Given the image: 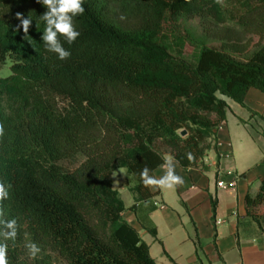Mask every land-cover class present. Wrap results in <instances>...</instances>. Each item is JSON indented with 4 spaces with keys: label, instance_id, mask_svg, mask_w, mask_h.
<instances>
[{
    "label": "trees",
    "instance_id": "trees-1",
    "mask_svg": "<svg viewBox=\"0 0 264 264\" xmlns=\"http://www.w3.org/2000/svg\"><path fill=\"white\" fill-rule=\"evenodd\" d=\"M83 6L84 14L73 18L78 39L69 45L59 37L71 52L60 60L41 39L43 4L0 0V71L12 60L11 73L0 76V182L10 186L0 207L5 220L18 224L16 240L0 237L9 264H157L124 217L131 210L157 237L150 215L155 194L141 170L147 166L153 175L161 166L160 145L184 168L199 166L217 148L229 107L224 97L245 104L251 88L264 92V0L223 6L83 0ZM18 12L32 20L26 39L17 30ZM176 24H186L184 34ZM80 156L74 170L59 164ZM118 168L127 170L135 200L129 208L114 186ZM246 201L264 230V212L256 210L264 204V179ZM216 206L214 200V213ZM29 241L41 249L35 259ZM195 242L199 255L198 234Z\"/></svg>",
    "mask_w": 264,
    "mask_h": 264
},
{
    "label": "crops",
    "instance_id": "crops-1",
    "mask_svg": "<svg viewBox=\"0 0 264 264\" xmlns=\"http://www.w3.org/2000/svg\"><path fill=\"white\" fill-rule=\"evenodd\" d=\"M224 98L229 107L217 129V148L197 167L184 168L177 161L175 171L183 177V186L150 188L157 205L150 214L157 237L142 227L134 212L124 213L149 244L157 264H264V230L248 213L246 201L248 194L260 191L264 179V92L251 88L245 104ZM162 175L159 166L153 176ZM118 179L117 185L113 178L114 186L129 208L135 200L127 173ZM233 180L237 181L233 189L218 186L219 181ZM123 191L128 192V201ZM197 234L203 242L199 255Z\"/></svg>",
    "mask_w": 264,
    "mask_h": 264
},
{
    "label": "clouds",
    "instance_id": "clouds-1",
    "mask_svg": "<svg viewBox=\"0 0 264 264\" xmlns=\"http://www.w3.org/2000/svg\"><path fill=\"white\" fill-rule=\"evenodd\" d=\"M38 3H42L47 9L40 19L45 22L46 27L41 37L45 44L47 51L55 53L60 60H66L71 56V52L66 50L59 37L62 36L66 42L71 45L80 36V32L76 29L73 18L79 15H83L85 8L83 6V0H37ZM217 4L223 6L224 0H215ZM16 18L20 20V25H17V30L21 27L24 33V39L28 37V32L32 24V20L24 18L22 13H16ZM214 95L219 96V90ZM4 124L0 122V138L4 136ZM188 159L191 162L194 157L191 153L188 154ZM164 162L161 164L163 169V175L159 178L150 175V169L145 166L140 172V178L145 187L153 190H174L177 187L183 186L184 179L178 175L175 171L177 161L172 155H166L163 158ZM119 173H123V169L118 170ZM117 175L113 173V177ZM118 183V181H116ZM9 187L3 182H0V202L9 198ZM4 209L0 207V237L4 241L16 240L18 235V224L15 218L5 220ZM25 247L28 249L29 256L35 259L41 252L40 247L34 242H27ZM0 264H9L8 259V244L0 243Z\"/></svg>",
    "mask_w": 264,
    "mask_h": 264
},
{
    "label": "rangeland",
    "instance_id": "rangeland-1",
    "mask_svg": "<svg viewBox=\"0 0 264 264\" xmlns=\"http://www.w3.org/2000/svg\"><path fill=\"white\" fill-rule=\"evenodd\" d=\"M190 21H188L187 23H189ZM195 23V26L197 27V29H199V25H198V21L194 22ZM176 28L179 27V29L182 31L181 33H185L183 30H184V27L186 26V24H177L175 25ZM199 31V30H198ZM258 39L256 38V41ZM193 52H194V48L188 44L186 46V49H185V56L188 60H191L192 57H193ZM11 65H12V60L11 59H8L6 61V64L4 65L3 69L0 71V76H8L10 73H11ZM160 149L161 151L166 155H170L169 154V150L168 148L165 146V145H160ZM81 161H83V157L80 156L78 157V159L74 160V161H71V160H67V161H60L59 164L65 169V170H74L80 163ZM119 169H123V173H119ZM117 173V175L114 178L115 180V183L116 181L119 182V176L120 175H126V169L125 168H118L116 171H114ZM118 185V183H116ZM128 192L127 191H123V196L124 198L128 201ZM258 212H264V204L259 206L257 209H256ZM64 264V263H62Z\"/></svg>",
    "mask_w": 264,
    "mask_h": 264
},
{
    "label": "built area",
    "instance_id": "built-area-1",
    "mask_svg": "<svg viewBox=\"0 0 264 264\" xmlns=\"http://www.w3.org/2000/svg\"><path fill=\"white\" fill-rule=\"evenodd\" d=\"M218 186L222 189H233L237 186V181L236 180H233V181H230L229 183H224L223 181H219L218 182Z\"/></svg>",
    "mask_w": 264,
    "mask_h": 264
},
{
    "label": "water",
    "instance_id": "water-1",
    "mask_svg": "<svg viewBox=\"0 0 264 264\" xmlns=\"http://www.w3.org/2000/svg\"><path fill=\"white\" fill-rule=\"evenodd\" d=\"M183 135H185L186 134V131H183V133H182Z\"/></svg>",
    "mask_w": 264,
    "mask_h": 264
}]
</instances>
